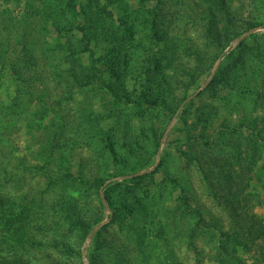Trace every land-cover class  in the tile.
<instances>
[{"label":"rangeland","instance_id":"374dc122","mask_svg":"<svg viewBox=\"0 0 264 264\" xmlns=\"http://www.w3.org/2000/svg\"><path fill=\"white\" fill-rule=\"evenodd\" d=\"M28 4V0H0V67L6 69L12 64L15 67H25L24 62L21 61L25 55L24 45L32 50L39 62L33 70H28L24 74L25 83L17 81L16 77L11 76L10 73H7V77L11 79L13 85H8L6 77L0 79V263L3 261L15 263L17 258L22 257L30 264H89V248L95 234L102 227L110 224L113 218L108 204L104 205V199H106L104 192L110 186L130 180L133 176L128 179L122 178L129 175L113 178L109 168H107L109 171L105 170L104 173L103 166L90 163L94 153L92 150L90 152V147L87 146L75 150L74 158H71L70 171L75 177L80 174L86 175L87 178L104 177L106 181L100 191L92 188L85 193L63 182L50 185L49 178L57 177V169L60 167L59 164H55L56 157L66 158L69 155L68 148L64 149V147L69 144L67 140L73 136V129L79 126L78 123L86 113L93 119H101L94 125L107 139L114 138L112 129L116 126L117 118L126 120L131 133L135 123L141 122L137 111L113 105V98L100 87L95 85L93 91H83L76 84L74 75L80 74V68L75 60L77 37H74L72 32L62 30L58 33L55 28H46L50 22H46L38 8L29 11ZM227 9L230 14L238 15L239 18L242 15L248 21L257 20L264 23V0H230ZM166 13L169 14L168 18L164 19L161 28L171 35L174 36L179 28L181 36L185 31L188 37L200 38L203 35L199 26L170 25V18L175 13L173 6L166 10ZM174 18L176 16H173ZM245 31L243 28L242 35L234 38L224 54L216 60L212 70L172 119L159 114L162 122L169 123L168 127L152 164L137 172L150 174L158 181L168 173L179 178L184 187L178 188L165 182L160 186H143L136 190L133 196L144 205H153V208L157 209L156 213L158 208L162 207L164 211L171 210L175 215H173L175 224L167 226L166 235L163 240L158 241L164 252L173 250L176 253L174 262L180 259L183 264H216L214 257L217 253V242L224 231L239 224L246 225L247 220L249 222L247 228L264 226V167L258 162L262 156L261 143L257 139L249 143L244 137L245 134L240 137L221 138L217 135L218 130L216 131L222 120L235 124L245 115L248 121L251 119L256 121L255 128L262 132L264 138V24L257 29L251 28ZM245 40L256 54L247 56L248 63L245 67L235 70L229 76L230 88L222 90L223 98L218 97L215 100L208 93L201 98L198 97L213 79L221 62ZM57 43L65 47L60 55L56 50ZM86 61L84 58V63L88 64L89 61ZM196 62L195 57L192 56L184 58L181 63L194 66ZM71 71L72 75L69 73ZM30 93L40 96L44 101L42 105H46L45 134L26 126L28 116L31 115V119H34L35 113L39 111ZM20 95H24L20 103L21 107L13 108V102H20L18 101ZM190 101L194 103L190 122H194L197 116L204 112V116L210 120L209 126L213 123V128L206 133L209 137H206L203 143L197 144L195 148L198 154L190 152L187 146L176 140L181 137L182 129H179L181 128L179 121L185 105ZM9 106L11 110L8 112L6 107ZM5 111L8 113L6 119ZM147 118L150 119L151 115H147L145 119ZM141 124L146 125V123ZM161 125L162 123L157 126L161 127ZM88 129L91 128L81 127L79 130L84 135ZM157 133L160 135L161 131ZM134 134L139 135L137 132ZM96 141H99L98 137ZM99 144L100 142H96V145ZM187 152L188 156L182 154ZM103 154L104 156L98 154L96 157L106 158L107 160H104L111 165V156L108 152ZM194 155L200 161L189 162L190 159L195 158ZM218 160L221 162L218 163ZM223 171H231L236 176L232 186L228 188L223 183ZM259 177L262 181L256 185L253 181L258 180ZM250 179H252L251 183ZM65 194L79 198L81 200L78 203L79 207L87 206L96 210L97 205L103 206V221L93 229L94 234L88 236L80 246L69 224L61 225L58 232L49 231L52 221L57 220L51 212V206ZM181 197H186L190 209L198 210L202 214L206 225L202 224L198 227V216L181 218L180 213L185 208ZM26 198L28 201L32 198L37 201L33 206L30 219L28 221L24 219L22 223L17 220L7 227L5 215L16 217L20 210L18 206L26 203ZM6 199L11 201L7 202ZM133 216V219L128 222L133 223L136 228L143 226L150 229L154 224L152 214L148 216L136 211ZM160 217H163V214ZM102 224L103 226L99 228ZM19 225L26 226L25 238L21 243L11 242L6 231L8 229L13 231L15 226ZM213 226L218 228H212ZM39 227L43 229L40 230ZM110 227V233L119 230L118 225ZM192 229H196V234L190 237ZM178 230L181 233H178ZM151 237L149 242L153 246L157 240L154 234ZM33 241H38L39 246L32 245ZM55 241L70 243L74 251L79 250L81 255H68L65 245L62 246ZM257 243L261 242H256V247L251 254L242 256L247 264H264V260H260L255 250ZM129 247L130 257L137 256L132 242ZM194 247L197 250L194 251ZM151 249L153 250L152 247ZM161 262L154 257L149 261L150 264ZM168 263L173 262L169 260Z\"/></svg>","mask_w":264,"mask_h":264},{"label":"trees","instance_id":"16d2710c","mask_svg":"<svg viewBox=\"0 0 264 264\" xmlns=\"http://www.w3.org/2000/svg\"><path fill=\"white\" fill-rule=\"evenodd\" d=\"M228 1L230 0H28L29 11L38 8L46 22H50L46 28H55L58 33L62 30L68 33L72 32L74 37H77V58L75 60L80 68V74L74 75L76 84L83 91H93L95 85L100 87L113 98V105L137 111L140 122L146 123V125L135 123L132 128L133 133H131L126 120L117 118L116 126L112 129V132L114 131L113 140L105 138L95 127L94 123L100 122L101 119H93L90 114L84 113L85 116L78 123L79 126L73 129V136L67 140L69 144L64 147V149L68 148L69 155L66 158L56 157L55 164H59L60 167L57 169L58 176L49 178L50 185L63 182L75 190L80 189L85 193L92 188L100 191L106 181L104 177L87 178L84 174L75 177L70 171L71 158H74L75 150L87 146L90 147V152L92 150L94 153L90 163L103 166L104 173L105 170L109 171L107 170L109 168L113 178L133 176L130 180L114 184L105 190L104 195L113 218L110 224L105 225L95 234L89 248V264H150L149 261L153 257L162 261L160 264H169V260H172V264H183L180 259L174 262L176 253L173 250L164 252L158 243L166 235V227L175 224L173 212L171 210L164 211V208L161 207L156 213L157 209H154L153 205H144L135 200L133 196L135 191L143 186H160L165 182L178 188L184 187L179 178L168 173L158 181L150 174H138L137 172L152 164L161 145L160 141L168 127L169 123L162 122L159 114L172 119L212 70L216 60L224 54L234 38L242 35L243 28L247 32L251 28L257 29L263 26V22L248 21L242 15L239 18L238 15L230 14L227 9ZM172 6L175 10L173 16L176 18L173 19L172 16L169 24L178 27H182L184 24L199 26L203 34L200 38L188 37L187 31L181 36L179 35L180 28L173 36L161 28L164 19L166 20L169 15L166 10ZM247 42V40L242 41L235 49L236 52L234 50L227 55L207 88L201 91L198 97L201 98L208 93L212 99L223 98L222 90L230 88L229 76L235 70L245 67L250 54H256V51ZM56 47L59 55L65 50L64 45L60 43H57ZM23 52L25 55L21 61L24 62L25 67H15L13 64L6 69L0 67V79L6 77L9 86L13 85V82L7 77V73L16 77L17 81L25 83L24 74L28 70H33L39 63L27 45H24ZM192 56L197 61L196 65L181 63L184 58ZM84 58L91 64L84 63ZM69 73L73 74L72 71ZM29 95L38 105L39 111L35 113L34 119H31L28 111L26 112L27 116L29 115L26 119L28 120L26 126L45 134L46 105H42L44 101L40 96L32 93ZM23 96L18 97L20 102H13V108L21 107ZM193 104L190 101L184 107L179 121L181 127L179 129H182V134L176 140L187 146L190 152L198 154L199 152L195 148H197V144L203 143L206 137H209L206 133L213 128V123L209 126L210 120L204 116V112L199 114L194 122H190ZM6 110L9 112L11 107H6ZM5 113L6 119L8 113L7 111ZM147 115H151V118L145 119ZM247 119L244 115L235 124L222 120L216 129V131L218 130L217 135L221 138L226 136L234 138L245 134L244 137L249 143L257 139L262 148V156L258 162L262 163L264 167L262 132L255 128L256 121L254 119L251 121ZM160 123H162L161 127L157 126ZM81 127L86 129L90 127L91 129L82 135L79 130ZM157 131H161V134L158 135ZM134 132L139 135H135ZM97 137L99 141H96ZM96 142H100V144L96 145ZM104 152H108L111 156V165H108L106 158L96 157L98 154L104 156ZM182 154L188 156V152ZM194 157V159L188 158L189 162L200 161L196 155ZM219 162L221 160H218ZM135 174L137 175L134 176ZM222 176L225 187L232 186L234 178H236L233 172L223 171ZM257 176L258 173L256 178ZM240 181L242 180L240 179ZM261 181L262 178L259 177L253 182L259 185ZM251 182L252 179H250ZM181 199L184 201L182 204L185 207L180 213L181 218L198 216V227L202 224L206 225L202 214L198 210L188 207L186 197H181ZM25 200L26 203L18 206L20 210L16 217L5 215L7 227L17 220L22 223L24 219L27 221L30 219L33 206L37 201L34 198L30 201L27 198ZM6 201L11 200L6 199ZM80 201L79 198L70 194L59 198L51 206V212L57 217V220L54 219L52 225L49 226V231L58 232L61 225L69 224L79 246L88 236L94 234L93 229L103 221L102 205H97L95 210L87 206L79 207ZM136 211H140L144 215L148 214V216L153 215L154 224L150 229L143 226L136 228L133 223L128 222L133 219V214ZM161 214L163 217H160ZM248 223L247 220L246 225L239 224L223 232L217 242V253L214 257L216 264H247L242 256L251 254L258 241L261 243H257L255 250L259 254L260 260H264V226H253L250 229L247 228ZM112 225H118L119 230L110 233ZM25 228V225L15 226L13 231L8 229L6 234H9L8 238L11 242L21 243L25 238ZM212 228L218 227L213 226ZM42 229L43 227L40 228V230ZM2 233L4 234L3 231ZM178 233L181 232L178 230ZM153 234L157 242L155 241L156 244L152 246L149 240L152 239L150 236ZM195 234L196 229L190 230V237ZM131 242L137 254L133 258L130 257ZM55 243L65 245L68 255H81L79 250L74 251L72 245L66 241H55ZM192 244L194 246V243ZM32 245L39 246V242L33 241ZM193 250H197L196 247ZM0 264L30 263L19 257L15 263L3 261Z\"/></svg>","mask_w":264,"mask_h":264},{"label":"water","instance_id":"95a60500","mask_svg":"<svg viewBox=\"0 0 264 264\" xmlns=\"http://www.w3.org/2000/svg\"><path fill=\"white\" fill-rule=\"evenodd\" d=\"M249 33H250V32H249ZM249 33H247V35H248ZM136 175H137V174H135L134 176H136ZM128 178H131V176H129V177H125V178H122V179H128ZM106 203H107V202H106V199H104V205H106ZM102 226H103V224L100 225L99 228L102 227Z\"/></svg>","mask_w":264,"mask_h":264}]
</instances>
